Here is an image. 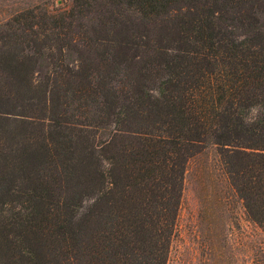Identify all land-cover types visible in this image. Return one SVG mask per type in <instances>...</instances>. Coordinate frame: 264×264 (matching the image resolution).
I'll return each instance as SVG.
<instances>
[{
	"label": "trees",
	"instance_id": "16d2710c",
	"mask_svg": "<svg viewBox=\"0 0 264 264\" xmlns=\"http://www.w3.org/2000/svg\"><path fill=\"white\" fill-rule=\"evenodd\" d=\"M110 2L114 51L64 62L80 5L50 21V75L6 65L0 264H166L189 163L264 245V0Z\"/></svg>",
	"mask_w": 264,
	"mask_h": 264
},
{
	"label": "rangeland",
	"instance_id": "374dc122",
	"mask_svg": "<svg viewBox=\"0 0 264 264\" xmlns=\"http://www.w3.org/2000/svg\"><path fill=\"white\" fill-rule=\"evenodd\" d=\"M82 1L0 0V83L14 74L6 67L21 61L34 63L30 74L38 80L50 75V62L58 56L48 47L55 30L49 26L50 21L56 17V27L63 29L65 25H60L67 23V14L80 5L81 15L69 27L73 48L63 55L64 62L75 69L95 59L99 48L110 46L114 51V16L119 8L111 5L112 0ZM62 17L63 21L58 20ZM41 18L43 23L38 22ZM145 28L148 26L139 30ZM193 169L189 163L183 174L166 264H243L251 253L258 255V247H264L263 235L246 220L240 200L223 180L217 183L201 178Z\"/></svg>",
	"mask_w": 264,
	"mask_h": 264
}]
</instances>
